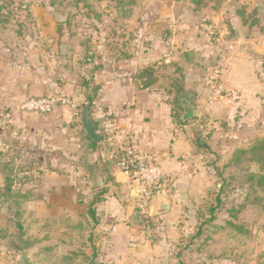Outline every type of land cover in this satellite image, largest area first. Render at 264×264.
Returning <instances> with one entry per match:
<instances>
[{
	"label": "crops",
	"instance_id": "1",
	"mask_svg": "<svg viewBox=\"0 0 264 264\" xmlns=\"http://www.w3.org/2000/svg\"><path fill=\"white\" fill-rule=\"evenodd\" d=\"M207 14L209 20L220 24L217 13L210 10ZM222 14L226 15V12ZM196 19L199 23V17ZM225 19H228L227 15ZM44 21L40 39L44 38L42 41L52 51L46 62L38 58L29 64L30 75L26 77L0 76V102L6 108L3 113L13 114V128L22 143L21 148L26 149L29 145L31 151L30 185L24 186L29 187L30 193L24 206L29 220L21 226L29 227L34 239H31L32 243L27 242L22 234L19 244L27 247L44 240L50 241L53 246H48L46 250L56 253L75 243L74 236L58 239V242L57 235L83 234L79 230L90 226L91 234L83 240V244L98 253V258H129L131 251L127 249L126 254L120 256L119 248L130 246L136 239L133 222L138 221L137 215L145 216L136 208L137 182L116 168L112 159L114 150L125 146L133 138L139 151L151 155L154 162L163 167L170 183L167 194L158 197L164 198L169 213L174 210L171 202L175 196L204 194L205 180L211 173L203 160V153L197 150L196 139L191 132L197 131L196 125L177 124L174 120L171 103L176 96L164 83L167 78L161 70L174 66L175 76L184 79L186 85L194 89V93L187 97L191 95V100L196 97L199 103L204 102V98L209 100L199 107V117L206 119L208 115L214 116V120H209L213 123L209 137H223L224 131L220 130L219 122L214 121L226 118L224 116L232 114V110L248 107V100L255 99L261 90L259 75L264 62L259 53L263 48L255 42L248 44L249 40L243 41L242 34L233 32L228 25L214 26L210 22L206 26L208 33H217L220 41L229 31L234 33L233 42L229 43L233 49L226 50L220 56L222 60H218L219 67L214 65L211 71L209 51L199 39L200 32L194 36L196 31L193 27L190 30L180 27L159 29L161 39L154 37L156 41L152 44L149 40L154 32L146 29L136 44L110 42L107 47L95 52L94 63L89 64L91 60L88 58L87 62L81 58L84 63L79 62L77 57L72 60L74 54L70 55L69 51L62 56L64 52L61 48H66L67 42L61 38L56 24L52 25L46 18ZM167 31H173L174 42L165 41L163 36L169 34ZM67 58L71 59L67 61ZM189 60L192 62L189 63ZM90 66H94L91 71L88 70ZM151 66L157 70L160 85L144 89L137 78L138 73ZM215 69H222L218 81L210 79ZM98 88L97 95L93 97V91ZM233 91L240 96L238 105L230 104L229 93ZM60 92L69 93L76 100L75 107L60 106L46 116L21 109L30 97H49ZM224 93L227 96H223ZM89 97H93V103L85 113ZM88 120L92 121L97 140L85 128ZM2 133L1 130L0 141ZM5 146L2 140L0 152ZM43 163H46L45 168H40ZM153 206H159L156 199ZM172 224L165 222L168 228L173 227ZM21 226L18 225V228ZM44 231L47 237L43 240L40 234ZM165 238L160 242L159 250L147 249L141 257L149 261H163L158 264H170L173 257L181 258V251L177 254L173 251L175 237L169 234ZM101 244L104 248L99 247ZM9 248L4 247L0 253V264L11 258V255L5 254ZM19 249L22 250V246ZM262 254L264 243H260L256 257L262 258ZM263 261L260 264H264Z\"/></svg>",
	"mask_w": 264,
	"mask_h": 264
},
{
	"label": "rangeland",
	"instance_id": "2",
	"mask_svg": "<svg viewBox=\"0 0 264 264\" xmlns=\"http://www.w3.org/2000/svg\"><path fill=\"white\" fill-rule=\"evenodd\" d=\"M132 2L0 0V76L7 74L26 77L30 75L27 69L29 64L38 58L46 62L52 51L42 41L44 38L40 39L45 18L52 25L56 24L61 38L67 42L68 46L61 48L64 52L62 56L69 51L70 55L74 54L72 60L77 57L79 62L91 60L88 63H94L95 52L107 47L110 42L136 44L146 29L154 32L149 40L152 44L157 38L161 39L159 29L180 27L190 30L193 27L196 31L194 36L200 32L199 39L209 51L211 71L219 67L218 60H222L220 56L226 50L233 49L229 43L233 42L234 33L229 31L220 41L217 33H208L206 26L210 22L214 26L228 25L233 32L242 34L243 41L249 40L248 44L255 42L263 48L259 55L264 62V0H202L201 6L196 5L194 0ZM210 10L218 14L220 24L207 18L206 14ZM224 11L228 19L222 14ZM198 17L199 23L196 21ZM167 32L169 34L163 36L165 41L174 42L173 31ZM71 58H67V61ZM93 69L94 66H90L88 70ZM174 70V66L167 67L161 70V74L166 76L167 81L164 83L176 96L174 103H171L173 113L183 116L185 98L194 93V89L188 87L184 79L176 77ZM155 72L157 74L156 69ZM259 76L262 81L261 90L255 99L248 100L249 106L242 107V110H232V114L224 116L226 118L214 121L219 122L220 130L224 131L223 137H209L213 125L209 120H214V116L208 115L204 119L198 115L185 121L184 124L196 125L197 131L191 132L195 136L197 150L203 153V160L210 168L211 173L205 180V192L201 195L175 196L171 202L174 210L168 215H161L164 218L157 216L147 220L137 215L138 221L133 222L136 239L130 246L124 249L120 247L118 251L123 256L127 249L130 250L131 254L126 259H101L98 253L96 258H92V249L83 244V240L91 234L90 226L79 230L83 234L57 235V240L74 236L75 243L56 253L46 250L53 244L44 240L47 237L45 231L40 234L44 240L42 243L27 247L19 244L22 234L23 240L27 242L32 243L31 239H34L29 227L21 226L29 220V213L24 210V206L30 193L29 187L24 186L30 185L31 151L29 145H26V149L21 148L22 143L13 128L14 116L3 113L6 108L0 102V106H4L0 107V131L3 132L1 141L6 143L4 151L0 152V169H3L0 172V253L4 247H10L5 254L11 255L3 264H22L21 246L34 264H158L163 261H149L141 256L147 249L159 250L160 242L169 234L176 240L173 245L174 254L180 251L182 254L181 258L173 257L170 264H254L256 250L260 243H264V187L258 185L259 177L264 176V163L252 158H263L264 151L255 154L249 151L257 142L264 140V67ZM156 85L160 84L157 82ZM222 95L227 96L225 93ZM229 100L231 105L241 102L240 98L231 97ZM207 101L204 98V102L199 103L194 97L192 104L199 110ZM45 166L46 163H43L40 168ZM165 222H173V227L168 228ZM18 225L22 228H18ZM99 247L104 248V245ZM262 256L264 259V254Z\"/></svg>",
	"mask_w": 264,
	"mask_h": 264
},
{
	"label": "built area",
	"instance_id": "3",
	"mask_svg": "<svg viewBox=\"0 0 264 264\" xmlns=\"http://www.w3.org/2000/svg\"><path fill=\"white\" fill-rule=\"evenodd\" d=\"M222 69H217L210 76L212 81H218ZM234 99L240 98L236 92H230ZM76 100L67 92H60L49 97H30L21 105V109L31 114L51 115L60 106L75 107ZM134 139L114 150L112 159L116 168L137 182L136 208L147 220L151 218L150 208L158 196L167 194L169 179L163 167L154 162L151 155L139 151ZM148 222V221H147Z\"/></svg>",
	"mask_w": 264,
	"mask_h": 264
},
{
	"label": "trees",
	"instance_id": "4",
	"mask_svg": "<svg viewBox=\"0 0 264 264\" xmlns=\"http://www.w3.org/2000/svg\"><path fill=\"white\" fill-rule=\"evenodd\" d=\"M134 2H136V0H132ZM196 5L201 6L202 0H194ZM140 81H141V85L144 89H148L151 88L153 86H155L158 82V78L156 76V72H155V68L153 66L146 68L142 71H140L138 73V77H137ZM86 87L88 88V84H86ZM99 91V88L93 91V97H95L97 95ZM93 97H89V104L86 107V110H89L91 108V105L93 103ZM173 117L174 120L176 121L177 124H184V122L181 120L182 116L177 114V112L173 113ZM259 151H264V140L261 142H257L249 151L252 154L258 153ZM255 159V160H254ZM252 160L254 161H263L264 163V157L263 158H252ZM258 185L264 187V176L259 177L258 179ZM9 189V188H8ZM222 189V188H221ZM94 251V250H92ZM97 253L93 252V258H96ZM263 260V256L262 258H258L256 262V264H260V261ZM264 262V261H263Z\"/></svg>",
	"mask_w": 264,
	"mask_h": 264
},
{
	"label": "water",
	"instance_id": "5",
	"mask_svg": "<svg viewBox=\"0 0 264 264\" xmlns=\"http://www.w3.org/2000/svg\"><path fill=\"white\" fill-rule=\"evenodd\" d=\"M192 96H188L186 99H185V104H184V114L182 116V120L185 122V121H188V120H191V119H194L196 118L198 115H199V110L196 109L194 107L192 103V100H191ZM88 110H85V113H87ZM85 128L88 132V134L95 140L98 139V137L96 136V133H95V128L92 124V121L91 120H88L86 123H85ZM138 192L136 191V196H137ZM156 200L158 201V207L157 206H152L150 208V215L151 217H156V216H161V215H165L167 213H169V206L168 204L164 201V198L162 197H157ZM24 248L21 250L23 252ZM21 252V260H22V264H34L33 261L31 260V258L25 253Z\"/></svg>",
	"mask_w": 264,
	"mask_h": 264
}]
</instances>
